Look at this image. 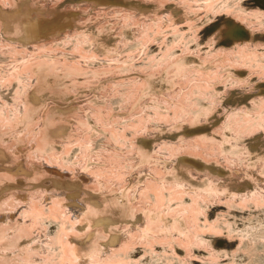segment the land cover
Masks as SVG:
<instances>
[{"label": "rangeland", "instance_id": "obj_1", "mask_svg": "<svg viewBox=\"0 0 264 264\" xmlns=\"http://www.w3.org/2000/svg\"><path fill=\"white\" fill-rule=\"evenodd\" d=\"M0 2L2 4V6L0 4V12H5L4 10L8 12V10L12 11V9L15 10L17 8L23 9L24 12L20 21L21 24H16L15 26V31H17L15 34L11 33V35H8L10 33L5 32V26L0 22V32L2 31L5 33L3 34L1 32L0 39V42L3 43H0V47L2 48H0V112H2L0 116L1 114L3 116L0 117V147L11 152L13 156L11 161L13 163L23 161L22 155L15 153L18 148L27 149L31 152L29 153L31 155L29 156L28 154V156L32 159H29L30 162L33 161L32 163L36 161L37 163L43 164L41 158H44L45 162L47 161L48 164L55 163L54 160L52 162V159H48V156H44V154L41 153L36 157L32 153V150H30L31 146H34L35 150L52 148V153L58 155L59 158H69L71 162L74 160V164H69V166L66 164V167L65 162L62 161L64 168L70 169V171L72 169L74 170L72 165L75 166L80 161L84 160V158L89 157L92 158L90 159L92 162H89L94 164V169L99 172L104 170L102 171V173H104V164L106 163V165L111 166L113 164L111 161L113 160L109 158H116L114 163L117 164L121 161L118 163L122 175L119 185L120 182L124 183L125 181V184H123L125 187H122V184L120 185L121 189H124L127 185L126 177L134 165V158H139L140 156L141 158H155L158 162L157 166H159V169L155 166V172L160 174L162 178L169 177L165 178L168 179L167 181L169 182L173 180V176L175 177L174 179L180 178L178 180H188L189 183L191 181V184L194 186L196 185L198 188L197 190L200 192L196 191L194 194L187 193L182 188L176 186L174 182L168 184L169 182L167 183V181H165L163 182L164 185H160L159 182L151 180L150 178L145 180L151 190L140 191L142 196L139 195L140 198L137 199L139 205L137 202L133 205L134 207H136L135 205L139 206L138 209L140 210L146 207L162 213L161 215L164 220L153 223L154 231L158 232L160 226L164 223V229L165 227H169L171 223H174L173 219L175 218V221L178 218V224L183 223V225H186H184L186 228L184 230L185 232H183L184 235L181 234L182 238L180 235L173 236L172 239L167 236H157L152 242V245L143 243L140 245L137 244V248L134 247L135 249L132 250V254L139 259V264H264V190L261 192V195L258 194L257 198L259 199L256 198V194H254L255 198L250 197V195L246 196L244 195L246 191L250 192V190H254L250 182L247 184L245 181H242L243 183L241 182L238 186L239 188H237V192L239 193H237V195L243 194V196L249 197L248 199L253 198V200L245 199L243 196L230 199L225 196L226 200L223 203L225 198L221 196L219 198L223 200L218 198L219 203H215L218 202L216 198L218 195L213 194L214 196H212L216 199H213V197L209 195L208 202L205 201L206 199H203L207 198V196L203 197L200 194L208 195L201 190L205 185L202 184V186H200L201 188L198 187L197 184L201 185V180L191 171L187 170V168L194 169L197 173L209 171V174L211 173L215 177L221 179L233 169L231 168L232 164L236 166V168L240 166L237 164L243 165V168L244 165L245 168H249L250 166V168H254L258 166V168L256 167L255 169L261 167L258 171L261 173L264 172V160H262L264 159V131L260 127V125L264 123V0H9V2L8 0H4V2L0 0ZM177 4L178 6L175 7ZM155 7L158 8L156 12L153 10ZM187 11L188 13H186ZM153 13H155L156 16L154 15L155 17L152 18ZM183 13H185V16ZM59 17H72L71 19L74 21L73 27L75 29L72 27L70 28L72 31L65 29L63 32L62 30L64 29H57L56 27L58 26L54 22L56 18ZM22 25L34 30H42L45 37L40 36L37 42L34 43H25L22 40H17L16 38L18 37L20 26ZM57 31H59L60 33H58L61 35H58V33L55 34ZM2 35H4L6 39L8 37L10 38L4 40L5 38ZM13 38H15V40ZM6 43L7 46L5 47L4 45H6ZM31 44L32 46H29ZM5 49L7 51H4ZM26 55H28L29 58H27ZM22 56L24 59L20 58ZM48 59L51 60V62H49ZM14 60L15 62L19 61V63H21V61H28L25 63V65L28 64L26 69H32L30 71L32 73H34V67L37 65H48L53 63L54 60H57L58 63L60 61L62 68L57 63L60 70L70 76L68 79H70L71 83L75 80L74 83H72L73 85L75 84V88L78 89L82 87L78 89L79 91L74 89L72 90L73 93L69 90L71 92L68 91V94H66L70 98L73 97L71 99L75 102V104H73L71 99H69L68 106H73L70 107L72 108V113L65 114L63 111L67 110L66 108H64V110L61 107L59 108V106L53 105V103H49L50 105L48 104L46 109L42 110L41 116H39L40 120L43 118L42 115L45 117L43 122L40 124L38 121H32L33 124H31L32 122L27 124L29 126H26V132L25 128L23 131L21 127L23 125L18 124L15 119L19 116L16 112L23 104L25 105L21 108H24L28 113L32 112L34 105L31 102H28L26 105L27 102L23 103L22 99H20L21 84L15 78L19 76L23 79L24 74H26L24 78H27V76H32V73H30V75L27 74L28 71H26V73L23 72L20 75V70L19 73L14 71L15 74H13L16 75V77L13 74L9 75L10 72H8L7 66L11 63L10 61L14 62ZM54 63L53 64L56 65V61H54ZM73 72H76L74 73L76 75L79 74V77L84 73V76L79 78L74 75ZM33 77L34 74L32 78ZM13 78L14 81L11 80ZM3 79L8 80L4 82ZM121 79L124 81H121ZM99 80L102 82H99ZM104 82L109 85L107 86L106 83L104 85ZM104 87L106 88L104 89ZM110 90L112 91L110 92ZM28 91L29 94L30 90ZM92 92L93 95H91ZM104 92L106 94H104ZM97 93L99 95H97ZM99 96L100 98H98ZM128 96H130L132 100H130ZM260 97L262 99H260ZM73 99H77V101ZM78 101H83V103H78ZM76 104L77 110H75ZM78 104H81L79 105L80 108ZM82 104L84 105L82 106ZM28 105L29 109L27 110ZM92 107H97V110L95 111ZM86 108L88 111L91 109L90 113L86 111ZM235 108L238 112L237 115H249L250 113V117L248 115L247 117L243 115L244 118H249L248 120L244 119L243 116L236 115L239 118L235 117V121L237 120L239 122L242 120L239 123L236 122V125L240 127H238V129L241 134L237 138L238 142L236 140L235 143H232L233 146L231 143H229V145L228 142L226 143L227 145L222 143L221 146L220 143L217 142L218 140L215 139L217 144L214 143V139L212 140L209 136L213 134L219 137V134H221V132H218V134L212 132L215 128V131L217 130L219 123L223 119V112ZM81 109H83L85 113H83ZM240 110L243 111L241 112ZM13 112H15V116ZM203 114H206L208 121L200 120V122H195L197 118ZM147 115L150 116V118ZM252 117L253 121L250 120ZM71 118L75 120L73 127L71 125L72 132H74L73 136H70L71 139L70 137L68 138L71 141L68 139L56 140L51 138L49 141L47 140L48 138L44 139L46 127L57 128L62 125L69 127L68 121ZM78 118L79 120L84 119L86 121H79ZM193 118L196 119L193 121ZM243 120L245 121L243 122ZM249 121L250 123H248ZM138 122H143L139 123V125L142 124L141 130L139 128L140 126L136 124ZM181 122L182 124H180ZM131 123L132 125H137L139 129H137V126L133 127L135 125L132 126ZM145 124H147V126H144ZM143 126L144 128L147 127L150 129H147L148 131L159 128V132L155 134L156 136L148 132L145 133L144 130L146 129H144ZM150 126L152 129L149 128ZM172 126L176 127V130L171 132L167 131V127ZM248 127L252 131L248 130ZM106 128L108 131L112 128L111 131L117 134L120 130L121 133L119 132V134L123 133L124 137L115 134L117 136L115 139L118 141H114L113 138L112 141L110 140V134L112 136V133L110 131V133L107 132ZM103 130L106 132H103ZM134 130H136V133ZM36 131L37 133H34ZM245 131L247 132L246 135ZM93 135L97 136L94 138ZM115 135L113 134L114 137ZM106 137L109 142L106 140ZM205 137L207 140L211 139L212 142L210 140L206 142ZM178 138H183V140H179ZM203 139L205 141L204 143L201 142ZM45 141L46 145L48 144L46 147ZM56 141L58 144H56ZM116 142H121V145ZM190 143L192 146L188 145ZM215 144L216 146L220 145V148L219 146L216 148L218 150L215 149ZM240 144H242V146ZM203 145H206V149L205 147L202 148ZM238 145L239 147H237ZM212 147L213 150L211 149ZM225 147L226 149H223ZM231 147L234 149H231ZM207 148H210L212 152H210L209 149L207 150ZM227 149H229L230 152ZM103 150H105V152ZM77 151H79V154ZM217 151L221 152L220 155L222 157L217 154ZM226 151H228L227 155L225 154ZM224 157L225 159H223ZM107 158L109 160H107ZM98 159L100 160L99 165ZM168 159L173 160L174 169L173 172L171 171L166 174L162 164L169 161ZM77 160L79 161L78 163ZM228 170L230 171L228 172ZM99 172H97L98 175ZM106 172L109 179L102 178L105 177L106 174H102L103 176L100 174L101 178L105 181H110L111 178L109 177L108 171L106 170ZM10 177L11 176H9V184L7 187L10 189V192H14V189H17L18 186L21 187V185L15 182V177L13 179ZM55 181L58 183V187L63 186L60 180L55 179ZM89 186L95 189L98 187L95 182ZM148 186L147 188L149 189ZM168 187L171 188L168 189ZM179 189H181V192H177L180 191ZM168 190L169 192L171 190V192L174 191L172 193L173 195H170V193L167 192ZM182 190L185 192L184 194H182ZM198 193L201 196L198 195ZM187 194H190L191 197L194 196L192 199L195 200L196 198L199 201L195 200L196 202H193L191 197ZM195 194L200 197L197 198L198 196H195ZM201 197L203 202L200 201ZM162 198H171V200L169 201L168 199L167 201L165 199L164 201ZM211 198L215 200L213 201L214 203L210 202L212 200ZM234 198L237 199L233 200ZM141 199H147V202L151 200V204H147L146 201H142L144 203L142 204ZM180 199L182 200L181 202ZM227 199H229L228 201H230V203L227 202ZM238 200L241 201L242 205L236 202ZM163 201L165 203L167 201V203L164 204L162 203ZM221 201L222 203H220ZM11 203L12 201L9 204ZM176 203L178 206L181 204V206H179L181 208L183 206L182 210L184 212L181 210L178 211L181 208H178ZM141 205H143V207H141ZM149 205H151V208ZM168 206L170 209L174 208L173 213H175V218L172 216V211L169 210ZM176 206L178 209H175ZM5 207L10 208L9 205H5ZM165 208L169 210V214H172L171 216L166 214L167 211ZM187 210H189L188 213L190 212V214H192V217L195 216L193 217L194 220L190 217V214V216L186 214ZM181 212L183 214H181ZM182 216H186L184 219L187 217L191 218H187L190 219L191 222L184 220L190 224V227L188 226L189 224L187 225L184 221H180L183 218ZM195 220L197 224L194 223ZM192 222L198 226L196 227V234L193 233L195 232L193 231L195 230L193 228L195 225L192 226ZM46 226H48V223ZM187 226L191 229V234L187 230ZM208 226L212 229H209ZM170 228H172V225ZM202 228L203 230L206 229L207 232L202 233ZM199 230L202 231L200 232ZM48 231L49 228L47 227V232ZM32 233L31 231L30 237L33 236ZM192 233L194 236H191ZM197 233H199V235H197ZM29 236L27 237L28 240L31 239ZM178 237L179 242L177 240ZM183 239L184 242H181ZM185 239L188 242H185ZM1 261L2 259H0V263ZM2 263L6 264L7 261L4 260ZM12 264L18 263L12 262Z\"/></svg>", "mask_w": 264, "mask_h": 264}, {"label": "bare ground", "instance_id": "obj_2", "mask_svg": "<svg viewBox=\"0 0 264 264\" xmlns=\"http://www.w3.org/2000/svg\"><path fill=\"white\" fill-rule=\"evenodd\" d=\"M3 2H4V0H3ZM8 2H9V0H8ZM0 4H1V2H0ZM1 6H2V4H1ZM156 6H158V5H156ZM176 6H178V4L175 5V7ZM179 6H182V5H179ZM10 8H12V7H10ZM137 10H139V9H137ZM153 10L156 12V11H158V8L155 7V8H153ZM160 10H162V9H160ZM4 11L5 12H3V11L0 12V22L5 26V32L10 33L8 35H11V33L15 34L17 32V31H15V26H16V24H21L20 21H21L23 15H24L23 9L17 8L15 10L12 9V11L8 10V12H6L7 10H4ZM145 12H146V10H145ZM140 13H144V12H140ZM157 13H159V12H157ZM186 13H188V11ZM183 14L185 16V13H183ZM154 15H155V13H153L152 18L156 16V15L155 16ZM71 18L70 17H62V18L59 17V18H56V21L54 22L58 26L56 28L57 29L59 28L60 30L64 29V30H62V32L65 31V29L66 30H68V29L70 30V28H72L73 25H74V21ZM59 31H57L55 34H57ZM70 31H72V30H70ZM1 32H0V39H1V34L3 33V32L2 33ZM18 32H19V30H18ZM52 33H54V32H52ZM59 33H58V35H61ZM3 34H5V33H3ZM2 36H4V35H2ZM40 36H44L45 37V35H44L42 30H34V29H31L30 27L22 25V26H20V32H19L18 37L16 39L17 40L18 39L22 40L25 43H28V42L34 43V42H37V40H38V38ZM4 38H5V36H4ZM8 38H10V37H8ZM7 39L5 38L4 40H7ZM13 39L15 40V38H13ZM2 40H3V38H2ZM10 42H12V41H10ZM1 44H3V43H1ZM4 46L6 47L7 43ZM29 46H32V44L29 45ZM5 47H3V48H5ZM8 48H9V46H8ZM30 48H32V47H30ZM4 51H7V50L5 49ZM25 51H26V49H25ZM28 55H26L27 58H29ZM23 56H25V55H23ZM23 56L20 57V58L24 59ZM114 58H116V57H114ZM52 59H54V58H52ZM54 61H56V65H54L55 64ZM54 61H53L54 64L51 63L52 65L51 64H48V65L45 64L46 66L45 65H41V66L40 65H37V66L34 65L35 66V67L33 66L34 67V70H33L34 73L30 72L32 69H30V70L26 69L28 64L25 65V63H27L28 61L27 62H22L21 61V63H19V61H17L18 62L17 63L14 60V62L10 61L11 63H9V66H7V70H8V72H10L9 75L10 74L12 75L14 73V71L16 73L17 72L19 73L20 70H21V72L19 73L20 75L23 72L26 73V71H28L27 74L32 73V76L34 74L33 78H32V76H29V77L27 76V78L26 77L24 78V75H26V74H24L23 75V79L21 77H19V76L16 77V75H14L15 73L13 74L16 77L15 79H17V81L21 84V93L19 95L21 97L20 99H22L23 103L27 102L26 105L28 104V102H31L34 105V108H33L32 112H29V113L26 110H24V108H21L25 104H23V106L19 107L20 109L17 106L18 110H17L16 114L19 115V116L16 117L15 119L17 120L18 124L23 125V126H21L23 129L22 128L21 129L24 131V128H25V132H26V128H27L26 126H29L27 124L31 123L32 121L33 122L34 121L35 122L38 121V122H40V124L43 122L45 117L42 115L43 118L40 120L39 116H41L42 110H45L49 103L50 104L53 103V105H55L57 107L59 106V108L61 107L62 109L66 108L67 110L64 109L65 111H63L65 114L72 113L71 112L72 108H70V107H73V106H70V105L68 106V104H69V99H71L73 97L70 98L66 94H68L69 90L72 91L74 89L75 90L77 89L74 86L75 84L74 85L72 84V83H74L75 80L73 79L74 81L71 83L70 79H68V78H70V76H68L67 74L63 73L64 71L60 70L59 66H61V68H62V65H60V61H59V63L57 62V60H54ZM49 62H51V60H49ZM57 63L59 64V66H58ZM6 64H8V63H6ZM117 68H118V66H117ZM263 68H264V66H263ZM112 69H115V68H112ZM7 70H6V73H7ZM80 70H79V73H80ZM84 70H86V69H84ZM88 70H91V69H88ZM67 72H69V71H67ZM76 72H77V70H76ZM76 72H73V74L76 73ZM260 72H262V71H260ZM6 75H8V74H6ZM74 75H76V74H74ZM74 75H72V76L74 77ZM78 75H76V76H78ZM113 75H114V73H113ZM82 76H84V73H83ZM82 76H80V77H82ZM8 78H9V76H8ZM74 78L76 79V77H74ZM95 79H97V78H95ZM131 79H133V78H131ZM3 80H4V82H6L8 79H3ZM11 80L14 81V78L11 79ZM82 80H84V79H82ZM100 80H99V82H102ZM121 81H124V80L121 79ZM175 81H177V80H175ZM78 82H80V81H78ZM105 83L106 82H104V85H105ZM108 85L109 84H107V86ZM81 88H78V89H81ZM105 88L106 87H104V89ZM78 89H77V91H79ZM28 90H30L29 94H28V92H29ZM112 90H113V88H112ZM112 90H110V92ZM51 91H54V92H51ZM71 91H69V92H71ZM77 91H75V92H77ZM114 91H116V90H114ZM87 93H88V91H87ZM94 94H95V92H94ZM104 94H106V93L104 92ZM88 95H87V97H88ZM91 95H93V92H92ZM91 95H89V96H91ZM97 95H99V94L97 93ZM130 96H128L129 99H130ZM132 96H133V94H132ZM78 98H80V97H78ZM98 98H100V96ZM260 99H262V98L260 97ZM73 100L77 101V99H73ZM78 100H81V99H78ZM86 100H85V102H86ZM88 100H89V98H88ZM130 100H132V99H130ZM83 101H78V103L79 102L83 103ZM126 101H128V100H126ZM263 101H261V102H263ZM71 102H73L72 99H71ZM20 103H21V100H20ZM73 104H75V102H73ZM73 104H71V105H73ZM79 105H81V104H78V107H79ZM83 105L84 104H82V106ZM76 108H77V104H76L75 110H77ZM87 108H86V111H88ZM92 108H94L95 111L97 110L96 109L97 107L96 108L92 107ZM263 108H261V109H263ZM25 109H26V107H25ZM28 109H29V105L27 107V110ZM83 109H84V107H83ZM83 109H81L82 112H83ZM90 110L88 111L89 113H90ZM156 110H158V109H156ZM240 111L242 112L243 110H240ZM97 112H95V113H97ZM157 112H155V113H157ZM0 113H2V112H0ZM13 113H14V116H15V112H13ZM13 113H11V114H13ZM83 113H85V112H83ZM223 113H224L223 119L221 120V122L219 121L220 123H219V125L217 127V130L215 131V129H216L215 128L214 131L212 132V133H215V134H218V132H221V134H219V137H217L218 135L214 136L213 134L211 136H209V137H211L212 140L214 139V143L217 144V142H218V143H220L221 146H222V143H224V145H227L226 144L227 142H228V144L229 143H231V144L235 143L237 138L241 135L240 131L238 129L239 126L236 125V122L239 123V122L242 121V120L239 121V122L237 120L235 121V117L243 116V115L245 117H247V115H248V114H246V115L245 114L237 115L238 112H237L236 108L235 109L226 110ZM83 115H85V114H83ZM86 115H87V113H86ZM249 115H250V113H249ZM244 116H243V118H244ZM0 117H3L2 114H1ZM88 117H89V115H88ZM97 117H98V115H97ZM148 117L150 118V116H148ZM260 117H262V116H260ZM165 118H167V117H165ZM176 118H178V117H176ZM196 118H193L192 120L194 121ZM237 118H239V117H237ZM12 119L15 121V119L13 117H12ZM244 119H246V118H244ZM248 119L249 118H247L246 120H248ZM78 120H79V118H78ZM83 120L80 119L79 121H82V122L86 121V120H84V121ZM93 120H94V117H93ZM141 120H142V117H141ZM200 120L208 121L206 114H203V115L199 116L195 122H200ZM250 120L253 121V117ZM244 121L245 120H243V122ZM257 121H259V120H257ZM33 122L31 124H33ZM68 122H69V125H70L69 127H66L64 125L59 126L57 128H47L46 127V130H45L46 132H45L44 139L48 138L47 139L48 141L51 138L56 139V140L57 139L58 140H60V139H65L66 140L71 135L73 136L74 132H72L71 125L73 127V124H74L75 120H74V118L73 119L71 118ZM114 122H116V121H114ZM139 123H143V122H138L136 124L139 125ZM248 123H250V121ZM180 124H182V122ZM14 125H16V124H14ZM131 125H132V123H131ZM133 125H135V124H133ZM136 126L137 125H135L133 127H136ZM139 126H140L139 128L141 130L142 124L139 125ZM144 126H147V124H145ZM144 126H143V128H144ZM104 127H105V125H104ZM244 127H246V126H244ZM249 127H248V130H251V129H249ZM260 127L264 131V123H262L260 125ZM139 128L137 126V129H139ZM149 128H151V126ZM28 129H29V127H28ZM106 129H104V130H106ZM111 129H109V131L112 133V136H113V134L114 135L115 134L118 135L119 132H120V130H119L118 134L115 131H114L115 133H113L111 131ZM144 129H146V130H144L145 133L148 132L151 135L154 134V136H156L155 134H157L159 132V128H155V129H153L151 131H148L150 129H148L147 127L144 128ZM104 130H103V132H106ZM131 130H133V129H131ZM173 130H176V127H174V126L167 127V131L171 132ZM248 130H247V132H248ZM37 131L34 132V133H37ZM109 131L107 129V132H109ZM135 131L136 130H134V132ZM19 132H21V131H19ZM84 132H87V131H84ZM247 132L245 133V135L247 134ZM242 133H243V131H242ZM97 135H95V136H97ZM107 135H109V134H107ZM116 135H115V137L114 136L112 137L111 134H110V138H111L110 140H112V138H113L114 141H118L117 139H115V138H117ZM121 135L123 136V133L119 134L120 137H122ZM134 135H136V134H134ZM95 136H94V138H95ZM131 136H132V134H131ZM205 136H207V135H205ZM181 137H183V136H181ZM202 138H203V136H202ZM240 138H243V137H240ZM70 139H71V137H70ZM70 139H68V140L71 141ZM181 139L183 140V138H181ZM181 139H179V140H181ZM205 139H206V137H205ZM211 139H208V140L211 141ZM215 139H217L218 141L215 142ZM106 140L108 141L107 137H106ZM208 140L206 139V142H208ZM199 141H200V139H199ZM210 141H209V144L211 145L212 141L211 142ZM201 142L204 143L205 142L204 139ZM237 142H238V140H237ZM116 143H118V142H116ZM120 143H118V144H120ZM191 143L188 144V145H191ZM195 143H193V144H195ZM56 144H58L57 141H56ZM216 144L214 145L215 149L217 148V146H219V148H220V145L216 146ZM47 145H46V141H45V147ZM169 145H171V144H169ZM195 145H193V146H195ZM240 145L242 146V144H240ZM205 146L206 145H203L202 148H204ZM232 146H233V144H232ZM243 146H244V144H243ZM237 147H239V145ZM205 149H206V147H205ZM208 149L210 150V148H207V150ZM211 149L213 150V147ZM223 149H226V147L223 148ZM231 149H234V148L231 147ZM30 150H32V153L36 157H38L40 155L39 153H41V154H44V156L45 155L48 156V159H52V162L54 160L55 163L54 164H52V163L48 164L47 161L45 162L44 158H41L43 164L37 163L36 161H35V163H32L33 161L32 162L29 161V159H31L29 157L31 154H29V153H31V152H29V150L23 149V148L22 149L18 148L15 151L16 154H19V155L21 154L22 155V158H23L22 160L23 161L22 162H18V163H13L11 161V159L13 158L11 152H9L7 149H4V148L0 147V259H2V261L6 260L7 261L6 264H12V262H16L18 264H139L138 263L139 259L136 258V256L132 254V250L135 249L134 247L137 248V244L140 245L141 243H143V244H147V245H152V242L154 241L155 237H157V236L158 237L167 236V237H170L172 239L173 236L180 235V237L182 238V235H184L183 232H185L184 230L186 228L185 227L186 225L184 224L185 225L184 226L183 223H181V224L179 223L178 224V221H177L178 218L175 221V219H176L175 216H174L175 213H173L174 208L170 209L169 206H168L169 210L172 211L173 215L172 214L171 215L174 216V218H175V219H173L174 223H171V224L168 223V224H170V226L172 225V228H170V226H169L167 228L165 227V229H164V226H163V225H165V223H164L163 225L161 224L162 226H160V230L158 232H155L154 229H153V223L164 220L162 215H161L162 213L160 211H155L154 209H149V208H146V207L144 209L140 210V209H138L139 206L135 205L137 207V209H138L137 210L136 207H134V205H133L134 203L137 202V199L140 198V196H142L140 194L141 193L140 191H144V190L145 191H149V190H151V188L146 183L147 181H145L147 178H150L151 180L159 182L160 185H164L163 182L168 180V179H165V178H169V177H165V178L163 177L162 178V176L160 174H157V172H155L156 171L155 170V166L158 165L157 159H155V158H147V157L146 158L145 157L141 158L140 155H139L140 156L139 158H134V165L131 168L130 173L126 177V180H127L126 188L121 189L120 185L122 184V187L123 186L125 187V185H123V184H125V181H124V183L120 182V185H119V181H120V178L122 177V175L120 173L121 168L118 165V163H120L121 161L118 162L117 164L114 163L116 158L115 159L114 158L113 159L109 158V159L113 160V161H111V162H113V164L111 163L112 164L111 166L106 165V163L103 162V163H105L104 164L105 172L107 170L108 174H109V177L111 178L110 181H107V180L105 181L102 178H106V179L108 178L107 172L106 173L105 172L102 173V171H104V170H102L101 172L96 171L94 169L95 167L93 166L94 164L90 163V162H92V161H90V159H92V158H89V157L88 158H84V160H82L80 162L78 161L79 160L78 159L77 163L78 162L79 163L78 164L75 163L77 166L76 165L75 166L72 165L74 170L72 169L70 171V169L68 170V169L64 168V166L62 164L63 163L62 161L65 162V167H66V164H68L67 166H69V164H74L73 163L74 160H73V162H71V160L69 158H59L58 155H55V154L52 153V148L35 150V147L31 146ZM105 150H103V151L105 152ZM108 150H109V148H108ZM108 150H107V152H108ZM212 150H210V152H212ZM216 150H218V149H216ZM227 150H229V149H227ZM80 151H82V150H80ZM138 151H140V150H138ZM77 152L79 154V151H77ZM218 152L219 151H217V154L220 155L221 152H219V153ZM229 152H230V150H229ZM227 153H228V151L225 152L226 155H227ZM28 154H29V156H28ZM78 156H80V155H78ZM216 156H218V155H216ZM31 157H33V156H31ZM41 157H43V156H41ZM51 157H53V158H51ZM245 157H246V155H245ZM227 158H228V156H227ZM231 158H233V157H231ZM36 159H38V158H36ZM76 159H77V157H76ZM109 159L107 158V160H109ZM223 159H225V157ZM93 160H94V158H93ZM262 160H264V159H262ZM262 160H260V161H262ZM49 161H51V160H49ZM98 161H99L98 162V165H99L100 160L98 159ZM124 161H126V160H124ZM161 161H162V159H161ZM106 162H109V161H106ZM129 162H131V161H129ZM226 162H227V160H226ZM239 163H240V160H239ZM245 163H247V162H245ZM159 164H161V163H159ZM232 165H231V168H233V169L231 171L228 170V172L230 171L229 174L227 173L222 179L215 177L211 173L209 174L208 173L209 171H205L203 173H197L194 169H188L187 168V170L191 171L195 176H197L201 180V183H200L201 185L197 184L198 187L202 186V184L205 185V187H203V188L200 187L202 192L208 194V195H205V194L203 195L202 193H200L203 197L207 196V198H203L204 200L206 199L205 201H208L209 200L208 196L210 195V197H211L213 194L214 195H218V197H216L218 202H215V203H219L218 198L221 197V196H222V198H223V196H224V198L226 196L229 199L233 198V197H237V196L238 197L243 196V194L242 195L241 194L237 195V193H238L237 192V190H238L237 188H239L238 186L240 185V183L242 181H245L247 184L250 182V184L252 185L253 190H254V191H251L250 189H246V190H250V192L246 191L244 193V195H246V196L250 195V197H254V198H255L254 194L257 195L256 198L258 197V194L261 195V192L264 190V175H263L264 172L261 173V172L258 171L261 167L259 169H255L256 167L258 168V166H256V167L253 166L254 168H250L251 166L249 167L246 164L249 168H245V165H244V168H243V165L237 164V165H240V166L236 168V166L233 165V167H232ZM95 166H97V165H95ZM162 166H163V170L165 171L166 174L170 173L171 171L173 172V169H174L173 168V160H169V161L164 162L162 164ZM225 166H227V165H225ZM157 167L159 169V166H157ZM125 169H127V168H125ZM13 170H14V172H13ZM97 170H99V169H97ZM263 171H264V169H263ZM97 172H99V175H98ZM100 174L101 175L102 174L103 175L106 174L107 177L105 176V177L101 178ZM159 175H160V177H159ZM9 176L12 177V178L10 177L11 179H13L15 177V180H16L15 182H18V184L21 185V187L18 186L17 189H14L15 190L14 192H10L9 191L10 189L7 187V185L9 184ZM172 176H173V173H172ZM112 178H113V180H112ZM143 178H144V180H143ZM174 178H175L174 176H173V180L170 178L172 180L170 182L171 183L174 182L176 184V186L182 188L185 192L190 193V194H194L196 191L200 192L199 190H197L198 188L196 187V185L194 186V185L191 184L192 183L191 181L189 183L188 180L187 181H183L182 179L178 180L180 178H177V179H174ZM55 179L60 180L62 182L63 186L62 187H58L59 185H58V183H56ZM184 180H186V179H184ZM196 180H197V178H196ZM93 182L97 183V185H98V187L96 189L89 186ZM168 182L169 181H167V183ZM170 182L168 184H171ZM12 183L15 184L14 182H12ZM151 183H153V182H151ZM146 185L149 187V189L147 188ZM150 186H153V185H150ZM170 188L171 187H168V189H170ZM179 190L180 191H177V192H181V189H179ZM183 190H182V192H183ZM171 191L169 192V190H168L167 192H169L170 195H171L175 190L173 192H171ZM155 192H156V190H155ZM185 192H183L182 194H184ZM145 193H142V194H145ZM150 193H152V192H150ZM178 194H180V193H178ZM190 194H187V195L191 197ZM196 194H195V196L200 195L199 193H198V195H196ZM157 195H155V196H157ZM200 196H198L197 198H199ZM246 196H243V197H245V199H246L247 198ZM157 197H156V199H157ZM163 197H165V196H163ZM177 197H179V196H177ZM182 197H185V196H182ZM193 197H191V199ZM166 198H167V196H166ZM214 198L215 197H213V199ZM222 198L221 199L219 198V199L223 200ZM142 199H141V202L147 200V199L146 200L145 199L142 200ZM162 199L165 201L164 198H162ZM168 199H166V200L168 201ZM213 199L210 202L215 201ZM229 199H227L228 203H230V201H228ZM236 199L237 198H234L233 200H236ZM250 199L253 200V198H250ZM250 199H248V200H250ZM257 199H259V198H257ZM170 200H171V198L169 199V201ZM192 200H193V202L195 200L199 201L196 198H195V200L194 199H192ZM225 200H226V198L223 200V203H224ZM239 200L236 201V202H239V204L242 205L241 201H239ZM11 201H12V203L9 204ZM164 201L162 203L166 204L167 201H166V203ZM181 201L182 200L180 199V202ZM200 201H202V197H201ZM138 203L139 202H137V204ZM177 203H179V202H177ZM177 203H176V205H177ZM220 203H222V201ZM248 203H245V204H248ZM255 203H257V202H255ZM142 204H144V203L142 202ZM147 204H151V200L149 202H147ZM147 204H146V206H147ZM252 204H253V202H252ZM259 204H261V203H259ZM5 205H9L10 208H8V207L6 208ZM149 206L151 208V205H149ZM177 206H176L175 209L181 208V207H179V206H181V204L178 206V208H177ZM141 207H143V205H141ZM152 208H153V206H152ZM182 209H183V206L178 211H180V210L183 211ZM165 210L167 211L166 214H169V210L166 209V208H165ZM184 210H186V209H184ZM188 211L189 210L186 211L187 213L185 212L188 216L191 215L190 216L191 218L195 217V216L192 217V214H190V212L188 213ZM181 214H183V213L181 212ZM178 215H179V212H178ZM182 217H183L182 220H180L181 222H183L184 220H188V222H189L190 219H191L190 217H187V218H190V219H187V218L184 219L185 217L184 216H182ZM193 220H194V218H193ZM45 223L46 224L48 223V226H46ZM184 223H186L187 225L189 224V223H187L185 221H184ZM192 223H191V225H192ZM194 223H196V220H195ZM194 223H193L192 226L195 225ZM188 226L190 227V224ZM188 226H187V228H188L187 230L190 232L191 229H189ZM47 227L49 228L48 232H47ZM196 227H198V226L195 225L193 227L195 229V230H193V231H195V232H193L194 234H196V230H197ZM209 229H212V228L209 227ZM209 229H208V231L210 232ZM202 230H203V228H202ZM31 231L33 232L32 233L33 234L32 237H30L31 236L30 235ZM191 232H190V234H191ZM204 232H207L206 229H204L202 233H204ZM193 233H192L191 236H194ZM197 235H199V233H197ZM28 236L31 239L28 240V238H27ZM185 237H186V235H185ZM177 240L179 242V237L177 238ZM181 242H184V239ZM185 242H188V241L186 240ZM2 261H1V263H2Z\"/></svg>", "mask_w": 264, "mask_h": 264}]
</instances>
